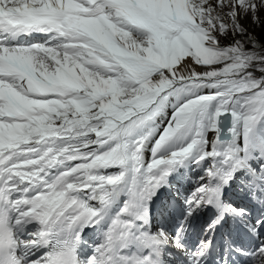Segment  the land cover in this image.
Masks as SVG:
<instances>
[{
	"label": "snow or ice",
	"instance_id": "obj_1",
	"mask_svg": "<svg viewBox=\"0 0 264 264\" xmlns=\"http://www.w3.org/2000/svg\"><path fill=\"white\" fill-rule=\"evenodd\" d=\"M261 12L0 0V264H264Z\"/></svg>",
	"mask_w": 264,
	"mask_h": 264
},
{
	"label": "rangeland",
	"instance_id": "obj_2",
	"mask_svg": "<svg viewBox=\"0 0 264 264\" xmlns=\"http://www.w3.org/2000/svg\"><path fill=\"white\" fill-rule=\"evenodd\" d=\"M259 20L252 21L250 19H243L241 23L248 29V32L253 37L260 36L261 42H264V12L259 14ZM222 44H227V40H221Z\"/></svg>",
	"mask_w": 264,
	"mask_h": 264
},
{
	"label": "trees",
	"instance_id": "obj_3",
	"mask_svg": "<svg viewBox=\"0 0 264 264\" xmlns=\"http://www.w3.org/2000/svg\"><path fill=\"white\" fill-rule=\"evenodd\" d=\"M254 38H257V39L261 40L260 36H258V37H254ZM227 41H228V40H227ZM228 42H229V41H228Z\"/></svg>",
	"mask_w": 264,
	"mask_h": 264
},
{
	"label": "bare ground",
	"instance_id": "obj_4",
	"mask_svg": "<svg viewBox=\"0 0 264 264\" xmlns=\"http://www.w3.org/2000/svg\"><path fill=\"white\" fill-rule=\"evenodd\" d=\"M197 70H199V68Z\"/></svg>",
	"mask_w": 264,
	"mask_h": 264
}]
</instances>
